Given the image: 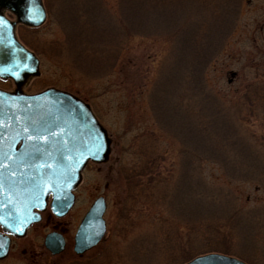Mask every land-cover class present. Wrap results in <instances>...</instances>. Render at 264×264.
<instances>
[{
  "label": "rangeland",
  "instance_id": "obj_1",
  "mask_svg": "<svg viewBox=\"0 0 264 264\" xmlns=\"http://www.w3.org/2000/svg\"><path fill=\"white\" fill-rule=\"evenodd\" d=\"M45 1L42 25L16 29L40 61L39 74L22 89L54 87L79 97L106 129L111 151L107 161L85 166L70 211L59 219L43 213L1 264H26L16 255L19 246L40 264H169L155 254L150 207L171 215L172 186L185 180L180 159L187 149L200 154H189L187 171L228 190L221 200L235 216L245 212L242 222L253 219L255 226L241 233L233 218L228 223L232 247L247 264H264V40L251 41L264 0ZM0 88L14 84L0 78ZM197 109L220 118L214 116L221 127L202 139L221 154L215 161L202 162L207 153L181 141L190 139ZM225 170L236 175L228 178ZM142 182L146 188L136 198L130 189ZM97 196L106 203V235L74 256L75 229ZM51 228L66 239L58 262L43 247Z\"/></svg>",
  "mask_w": 264,
  "mask_h": 264
},
{
  "label": "water",
  "instance_id": "obj_2",
  "mask_svg": "<svg viewBox=\"0 0 264 264\" xmlns=\"http://www.w3.org/2000/svg\"><path fill=\"white\" fill-rule=\"evenodd\" d=\"M45 17L42 0H0V78L15 84L12 91L0 89V226L15 236L40 220L38 211L45 208L49 196L55 215H65L86 163H103L111 151V139L87 103L54 87L36 93L21 89L29 77L38 75L39 59L17 39L15 24L39 26ZM105 209L103 196H98L82 216L73 237L76 254L103 238ZM8 242V236L0 234V258L6 255ZM44 246L59 253L64 239L49 232ZM183 264L247 263L208 252Z\"/></svg>",
  "mask_w": 264,
  "mask_h": 264
},
{
  "label": "trees",
  "instance_id": "obj_3",
  "mask_svg": "<svg viewBox=\"0 0 264 264\" xmlns=\"http://www.w3.org/2000/svg\"><path fill=\"white\" fill-rule=\"evenodd\" d=\"M43 3L45 7H47L45 0H43ZM90 7L93 6H89L86 9L88 10L86 16L91 15L89 11ZM119 49L120 47L117 49V52ZM197 49L198 51L195 50V53L199 55L200 46H198ZM195 80L198 83V78ZM205 95L207 99L210 100L207 93H205ZM210 108L212 110L214 109L213 107ZM196 112V115L193 116V118L196 119L194 121L190 120L188 124L190 139H188L187 142L185 139L181 141L182 143L185 142V145L191 146H193V142H195L194 149H200L206 152L207 156L200 158L202 162L204 160L208 162L215 161L216 158H220L221 154L215 149L213 144L210 142L205 143L202 139L205 138V136H210L221 127L217 124V121L214 120V116L218 119L220 118L214 112H212V116L209 115L205 109H197ZM221 119H223V117ZM223 130H225V128H223ZM185 133L187 134L186 131ZM181 153L180 162L182 161V175L185 180L182 179L181 182L178 178V180L175 179L176 181L173 183L171 197H174V204L169 205L171 213L168 212L171 215L165 216V213L159 214V208L155 211L150 207L152 211V221L154 222L153 231L158 235L156 242L154 241L155 254L158 258H167L164 261H168L169 264H183L194 256L207 252L232 254L245 260L242 254L232 247L228 226L233 218V224L236 227L240 225L241 229H239V231L241 233V231L252 229V225L255 226L253 219L247 216V219L245 218L246 220L242 222L245 212L242 213V215L236 212L235 216L231 211L232 208L229 207L225 201L221 200V198L230 196L228 190L208 183L198 172L194 176L191 172L187 171V167L190 166L187 160H189V162L193 160V158L189 157V154L198 155L196 159L200 156L196 150L187 149L182 150ZM151 165L147 163L144 169ZM231 174L236 175V172L225 170V175L228 178ZM145 188L143 182L137 184V186L134 184L129 193H132L137 198L136 195H140L141 191H144ZM181 191H183V194ZM179 198L181 201H179ZM168 203L169 201L167 205ZM147 206H149V204ZM220 208H222V211ZM218 209L221 213L218 212ZM179 216L181 217L179 218ZM181 227H184V230H181Z\"/></svg>",
  "mask_w": 264,
  "mask_h": 264
},
{
  "label": "flooded vegetation",
  "instance_id": "obj_4",
  "mask_svg": "<svg viewBox=\"0 0 264 264\" xmlns=\"http://www.w3.org/2000/svg\"><path fill=\"white\" fill-rule=\"evenodd\" d=\"M247 1H250V0H247ZM18 26L29 27V26H26V25H20V24H17V27H18ZM29 28H30V27H29ZM256 30L258 31L257 33L252 32V35H251V41H253V40H255V39H256V40H261V41L264 40V13H263V16H262L261 22H260V24H259V26H258V28H257ZM49 204H50V200H49V198H48V199H47V202H46V206H45V208H44L42 211H40V220L37 221V222L32 223L31 225H29L28 228L26 229L24 235H22V236H14V235H10V234H8L7 232H5V231L3 230V228L0 226V234H2V235H7L8 238H9L7 253H6V255H5L4 257L0 258V264H1V262H3L4 260H6L7 258L10 257V255H11V253H12V250H13V245H15V244H14L15 240H23V241H24V239L26 238V236H27L28 233L30 232L31 228L34 227L37 223H39V222L42 220V214H43V213L47 212V214H48V216H49L50 218H53V219H59V218L64 217V216L70 211V209L72 208V207H71V208L69 209V211H68L65 215H63V216H57V215H55V213L51 210ZM73 205H74V204H73ZM51 231H56V232L60 233V234L63 236V238H64V246H63L62 251H60L59 253L52 254V253H51L48 249H46V247L44 246V238H45L46 234L49 233V232H51ZM42 242H43L44 250H45V252H46L47 255H48L47 257L52 258V260H53L54 262H58V261H59V258L62 256V254L64 253V250H65L66 247H67V246H66V239H65L64 235H63L61 232H59L58 230H56V229H54V228H51L49 231H47V232L43 235ZM72 246H73V244H72ZM26 251H27V250H26V249L24 250L23 246H22V247L19 246V247H18V254H16V255L19 257V253L22 254V255L24 256V258L26 259V264H29V263H30V264H40V261H39V263H38V261L34 260V259L32 258L31 255H29V254L26 255V254H25ZM70 253H72L74 256H81V255L83 254V253H82V254H75V253L73 252L72 247H71ZM26 256H27V257H26ZM45 262L48 263L47 260H45Z\"/></svg>",
  "mask_w": 264,
  "mask_h": 264
}]
</instances>
